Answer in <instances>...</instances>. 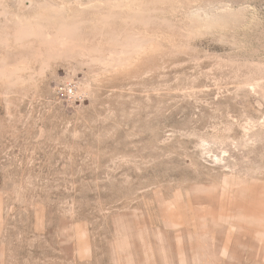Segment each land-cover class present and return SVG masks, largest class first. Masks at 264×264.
I'll return each mask as SVG.
<instances>
[{
	"label": "rangeland",
	"instance_id": "rangeland-1",
	"mask_svg": "<svg viewBox=\"0 0 264 264\" xmlns=\"http://www.w3.org/2000/svg\"><path fill=\"white\" fill-rule=\"evenodd\" d=\"M0 264H264V0H0Z\"/></svg>",
	"mask_w": 264,
	"mask_h": 264
}]
</instances>
